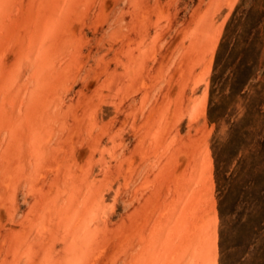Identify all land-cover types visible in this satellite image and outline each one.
I'll use <instances>...</instances> for the list:
<instances>
[{
    "label": "rangeland",
    "instance_id": "rangeland-1",
    "mask_svg": "<svg viewBox=\"0 0 264 264\" xmlns=\"http://www.w3.org/2000/svg\"><path fill=\"white\" fill-rule=\"evenodd\" d=\"M240 1L0 0V264H264V148L208 116Z\"/></svg>",
    "mask_w": 264,
    "mask_h": 264
},
{
    "label": "trees",
    "instance_id": "trees-1",
    "mask_svg": "<svg viewBox=\"0 0 264 264\" xmlns=\"http://www.w3.org/2000/svg\"><path fill=\"white\" fill-rule=\"evenodd\" d=\"M239 96L245 112L231 125L223 150L233 137L246 136L264 148V0H241L225 25L211 76L210 121L229 122V106Z\"/></svg>",
    "mask_w": 264,
    "mask_h": 264
}]
</instances>
